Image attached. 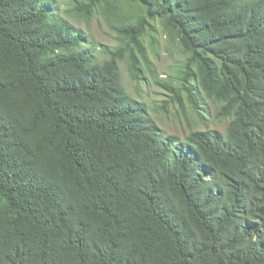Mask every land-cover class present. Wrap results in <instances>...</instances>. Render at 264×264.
I'll return each mask as SVG.
<instances>
[{
	"label": "trees",
	"instance_id": "trees-1",
	"mask_svg": "<svg viewBox=\"0 0 264 264\" xmlns=\"http://www.w3.org/2000/svg\"><path fill=\"white\" fill-rule=\"evenodd\" d=\"M127 7L120 45L98 48L55 0H0V264H264V0L75 11ZM156 23L183 58L165 79L147 61ZM124 62L200 124L212 102L225 132L165 133Z\"/></svg>",
	"mask_w": 264,
	"mask_h": 264
},
{
	"label": "rangeland",
	"instance_id": "rangeland-1",
	"mask_svg": "<svg viewBox=\"0 0 264 264\" xmlns=\"http://www.w3.org/2000/svg\"><path fill=\"white\" fill-rule=\"evenodd\" d=\"M60 12L68 21L82 30L90 41L98 48H115L120 45L121 40L118 29L122 26V20L132 16L137 17L136 9L133 7L122 8L117 14L105 17L103 14H95L90 21L80 17L75 6L77 2L86 0H55ZM156 32L154 38L147 36L144 39L147 61L149 67L154 71L158 79L171 76L183 60L182 54L176 44L167 38L160 27L155 24ZM104 59L103 56H101ZM175 73V72H174ZM145 79L141 82L135 81L129 72L127 63L121 65L122 84L131 98L148 106L149 112L155 123L165 133L185 139L191 128L218 129L225 132L228 121L218 120L216 107L212 102L199 99V110L205 114V124L198 123L196 112L183 97L181 108L176 101L169 97V93L157 85L151 74H144ZM167 105L166 109H162Z\"/></svg>",
	"mask_w": 264,
	"mask_h": 264
},
{
	"label": "bare ground",
	"instance_id": "bare-ground-1",
	"mask_svg": "<svg viewBox=\"0 0 264 264\" xmlns=\"http://www.w3.org/2000/svg\"><path fill=\"white\" fill-rule=\"evenodd\" d=\"M5 70V69H4ZM174 80V79H173Z\"/></svg>",
	"mask_w": 264,
	"mask_h": 264
}]
</instances>
